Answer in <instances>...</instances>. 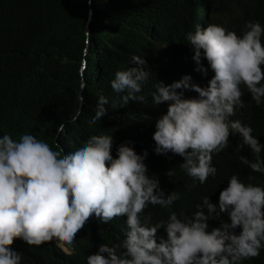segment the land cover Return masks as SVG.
Here are the masks:
<instances>
[{
	"label": "clouds",
	"instance_id": "1",
	"mask_svg": "<svg viewBox=\"0 0 264 264\" xmlns=\"http://www.w3.org/2000/svg\"><path fill=\"white\" fill-rule=\"evenodd\" d=\"M238 33L222 24L203 29L196 24L185 36L194 71L213 73L206 86L184 74L171 83L156 80L150 93L154 105L167 102L155 120L153 152L171 151L183 158L179 168L191 178L188 190L215 177L212 155L228 146L230 134L240 138L237 149L246 146L254 157L241 155V163L264 174V140L258 141L250 125L230 119L244 107L241 85L256 105L264 103V25L247 21ZM150 73L143 56L133 54L130 65L116 70L109 83L114 92L125 93L126 102H143L141 88ZM185 90L196 95L185 96ZM107 103L105 96L97 98L89 117L93 124L107 113ZM63 131V123L58 124L57 135ZM131 143L117 145L113 157L110 133L91 134L66 149H53L29 132L18 139L8 132L0 135V264H20V252L10 247L14 238L32 245L55 236L57 244L71 251L75 233L90 216L103 223L126 219L123 239L99 244L85 258L87 264H240L259 255L264 248V184L245 183L233 173L215 203L205 195L191 215L170 211L166 220L152 222L150 215H142L149 204L171 207L182 193L165 195L156 176L147 174V150L138 154ZM165 174L174 177V169ZM212 219L218 221L214 227L208 223ZM161 228L164 237L157 234Z\"/></svg>",
	"mask_w": 264,
	"mask_h": 264
},
{
	"label": "trees",
	"instance_id": "2",
	"mask_svg": "<svg viewBox=\"0 0 264 264\" xmlns=\"http://www.w3.org/2000/svg\"><path fill=\"white\" fill-rule=\"evenodd\" d=\"M254 20L264 25V0H0V135L8 132L18 139L29 132L53 149L57 145L66 149L104 132L113 138V157L124 141H131L138 154L147 150L143 161L147 174L156 176L165 195L172 190L182 193L171 207L149 204L142 215H150L152 222L166 220L170 211L191 215L205 195L215 203L233 173L245 183L251 177L253 184H264V174L241 163V155L254 157L246 146L236 148L238 135L230 134L228 146L214 153L215 177L209 176L203 185L197 182L190 190L185 185L191 184V178L179 168L183 158L171 151L154 153L152 139L155 120L167 108V102L152 103L150 93L156 80L171 83L188 74L191 82L206 86L213 75L203 57L206 73L194 71L185 33L194 31L196 24L203 29L214 23L239 34L247 21ZM133 54L143 56L151 72L141 88L143 102H126L125 93L114 92L109 83L116 70L130 65ZM241 90L244 107L230 119L250 125L252 134L263 141L264 103L256 105L244 85ZM184 94L196 95L192 90ZM100 95L108 98L107 113L93 124L89 117ZM61 123L64 131L57 135ZM261 157L264 160V150ZM169 168L174 169V177L165 174ZM125 219L114 217L103 223L90 216L75 233L69 253L55 236L32 245L14 238L10 247L20 252V264H87L85 258L99 244L123 239ZM208 223L214 227L218 221ZM157 234L166 235L163 228ZM244 264H264V253Z\"/></svg>",
	"mask_w": 264,
	"mask_h": 264
},
{
	"label": "bare ground",
	"instance_id": "3",
	"mask_svg": "<svg viewBox=\"0 0 264 264\" xmlns=\"http://www.w3.org/2000/svg\"><path fill=\"white\" fill-rule=\"evenodd\" d=\"M197 13H198V10H197ZM201 26V28H202V24L200 25ZM262 41H264V40H262ZM108 99V98H107ZM156 117V116H155ZM259 121H260V119H259ZM96 123V122H95ZM149 154V153H148ZM151 157V156H150ZM149 160V159H148ZM171 162V161H170ZM160 163V162H159ZM174 163V162H173ZM178 165V164H177ZM149 169V168H148ZM161 179V178H160ZM162 190V189H161ZM164 216V215H163ZM119 222V221H118ZM264 253V248H262L261 250H260V252H259V255H257V256H255V257H249V258H247V259H244V260H242L241 261V264H244V263H246V262H250V261H252V260H257V259H259L261 256H262V254Z\"/></svg>",
	"mask_w": 264,
	"mask_h": 264
},
{
	"label": "rangeland",
	"instance_id": "4",
	"mask_svg": "<svg viewBox=\"0 0 264 264\" xmlns=\"http://www.w3.org/2000/svg\"><path fill=\"white\" fill-rule=\"evenodd\" d=\"M91 19H92V18H91ZM91 19H90L89 21H91ZM88 35H89V28H88ZM83 65H85V63L82 64V70L85 69V68H84L85 66H83ZM214 163H215V155L213 154V155H212V164L214 165ZM218 172H219V171H218ZM246 176H247V175H246ZM211 177H212V176H211ZM247 177H248V176H247ZM204 183H205V182H204ZM204 183H203V184H204ZM249 183H252L251 179H250V182H249ZM203 184H202V185H203ZM61 248H62V247H61ZM62 250H63L64 252H66V253H69V251H65L63 248H62Z\"/></svg>",
	"mask_w": 264,
	"mask_h": 264
},
{
	"label": "water",
	"instance_id": "5",
	"mask_svg": "<svg viewBox=\"0 0 264 264\" xmlns=\"http://www.w3.org/2000/svg\"><path fill=\"white\" fill-rule=\"evenodd\" d=\"M92 16H93V11H91L90 12V19L92 18ZM84 87H85V84H83V86H82V90L84 89ZM82 93V92H81ZM80 93V100H81V102L83 103V99H82V94Z\"/></svg>",
	"mask_w": 264,
	"mask_h": 264
}]
</instances>
